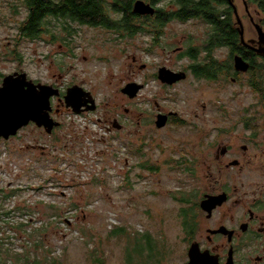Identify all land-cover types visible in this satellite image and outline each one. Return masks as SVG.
Segmentation results:
<instances>
[{
	"label": "rangeland",
	"instance_id": "374dc122",
	"mask_svg": "<svg viewBox=\"0 0 264 264\" xmlns=\"http://www.w3.org/2000/svg\"><path fill=\"white\" fill-rule=\"evenodd\" d=\"M243 1L236 4L244 13ZM15 3L0 0V20L5 21H0V49L9 54L18 43L22 59L0 57V86L4 75L21 66L33 80L42 82H57L63 75L64 80L85 82L96 94L101 118L106 108L131 107L122 89L134 72L137 80L145 79L147 71L140 69L143 65L156 69L166 63L180 68L188 63L176 64L174 54L168 59V52L185 46L180 37L173 38L175 33L193 36L192 44L202 45L204 26L199 22L175 23L162 34L154 19H136L135 24L146 33L124 41L115 40L117 32L89 27L80 30L73 25L79 31L75 38L79 57L44 59L49 52L60 50L59 43L49 45L21 37L17 22L26 21L28 9L24 7L21 15L11 18L10 5ZM252 13L256 17L255 8ZM108 17L122 16L109 10ZM150 49L152 52L146 51ZM226 52L228 57V50L217 53L222 56ZM164 92L158 83L149 84L134 104L133 125L117 135L115 142L100 124H87L79 118L77 129L66 128L71 133L67 143L41 137L33 127L20 137L0 139V242L4 240L0 264L28 263V256L57 258L60 264H127L128 237L137 232L149 233L160 249L166 247L163 264H182L187 259L183 214L189 207L182 201L202 197L210 177L221 179L208 165L215 158L216 140L227 141L224 136L220 140L217 133L219 127H227V115L264 116V101L259 107L262 99L249 87L193 79L170 91L165 104L168 111L179 112L186 124L156 131L148 124L147 114L148 110L154 112L155 101L166 99ZM255 105L257 112L251 113ZM69 118L65 116L64 121ZM72 137L79 143L74 149ZM37 142L49 146L45 154L35 148ZM186 159L189 169L180 165ZM22 224L25 231L18 229ZM114 232L119 235L111 237ZM8 251L18 253L20 260Z\"/></svg>",
	"mask_w": 264,
	"mask_h": 264
},
{
	"label": "flooded vegetation",
	"instance_id": "af4514ba",
	"mask_svg": "<svg viewBox=\"0 0 264 264\" xmlns=\"http://www.w3.org/2000/svg\"><path fill=\"white\" fill-rule=\"evenodd\" d=\"M12 1L17 2L10 5L12 13L14 14L11 18H14L15 16L21 15V9L26 7L24 2L27 0ZM51 1L54 5H59L61 1L64 2L65 0ZM97 1H105L104 10L107 11V15L109 10L114 12L113 7L115 6L116 0ZM137 1L133 0V9ZM142 1L153 6L156 9V14L154 16L139 15L137 19H144L146 22L154 19L156 25L160 22V26H158L162 34H166L165 30L175 23L184 26L191 22H199L204 26L202 45L200 46L192 44L193 36L184 35L182 32L173 35V38L176 40L180 37V43H185V46L179 47L172 52L167 51L170 54L168 55V59L170 60L171 54H174L177 57L176 64L179 62L182 63L184 60L188 63L181 65L180 68L166 63L160 64L156 69L151 68L148 64L143 65L140 69L147 71L145 79L137 80L134 72L132 80L122 89L123 95L129 99L131 107L123 108L115 105L111 108H106L103 118L97 115L101 110V106L96 98V94L88 89L85 82L64 80L63 75L59 78L60 81H53L52 83L33 80L21 66L13 73L4 75L3 82L7 76L14 75L18 79L19 74L26 73L28 79L32 80L35 84L51 86L54 90H57L58 94L50 98V109L47 112L49 113L50 119L57 123L58 126L52 132H48L45 127H40L36 122H31L28 126L22 128L15 137H20V134L24 130L33 127L40 132L41 137L53 138L55 141L59 140V142L67 143L68 141L66 139L70 137L71 133L66 128L73 130L75 127L77 129L78 122L76 118H79L87 124H100L101 129L109 136L110 140L115 142L118 138L117 135H121L128 129L129 125H133L135 121L134 104L140 100L141 93L147 90L151 82L158 83L166 95V99H160V102H154V112L150 113L148 110V124L150 123L156 131L186 124V121L182 119L179 112L168 111L165 104L167 103L170 91L177 90L181 85L193 79L199 82H211L217 85H222L227 82L244 88L249 87L255 95L262 99L259 107L263 105L264 12L259 4H253L249 0H244L245 12L243 13L241 6H237L236 4L237 0H233L240 20L242 21V26L239 24V19L234 8L228 0H226L228 4L211 2L208 7L203 5L202 8L218 10V17L220 16L222 19L227 18V10L232 12L233 27L239 39L237 48L234 50L233 46H212V42L215 40L217 34V28L214 21L209 20L205 16V13L186 19L172 17L171 19L158 22L159 11L164 12L167 16L178 14L182 10L180 0H160L157 4H153L152 0ZM194 1L200 2L201 0ZM195 6L192 5L194 10H196ZM253 8H255L256 17L252 13ZM0 21L5 22L4 19ZM24 22H17L20 25L19 33L21 37L23 35L21 28ZM119 22L120 20L118 19H110L107 25H102L101 23L98 25H90L73 21L69 18L66 19L61 15H47L41 22H38L37 36L32 40L34 42L42 41L49 45L59 43L60 50L58 52H49L48 55H44V59H75L79 57L77 52L78 44L75 43V38L79 31L74 29L73 25H77L80 30L89 27L91 29L104 28L115 33L117 32L118 36L115 38L116 41H124L128 37L145 32L143 29L138 28L139 26L136 24L133 25L135 29L128 32L122 29L120 24L118 25ZM143 27L145 29V26ZM242 33H244L245 42L242 39ZM46 36L48 37L46 38ZM15 46V51L9 54L4 49H2L4 52L0 49V57L11 55L16 60H21L22 56L17 51L18 43H15ZM221 49L228 50V57L227 52L222 54V56L218 55L217 52ZM146 51L149 53L152 52L151 49ZM236 58H241L248 65L247 71H242L237 68ZM85 59L87 58L85 57ZM134 61L136 62L137 60L134 59ZM163 70L180 74L182 79L170 84L162 77ZM165 79H167L166 75ZM130 85L140 87L135 97H131L125 92ZM70 92L72 97L71 105L67 102V96ZM254 107H257V105L253 106V109H250L251 113L257 112V109ZM76 109L80 113H76ZM243 112L247 113L246 109ZM65 116L68 118L71 116L69 118L70 120L67 121L65 119L64 121ZM161 116L167 117V123L164 127L159 128L158 122ZM229 116L227 115V127H219L217 131L219 139L221 140L224 136L223 138L227 141L222 142L216 140L215 144H213L216 149L215 158L208 165L210 171H217L221 174V179L219 180L211 175L212 177H210L206 192H204L202 197H197L195 203L191 204L192 206L189 205L187 219L190 220V225H188V229L185 228L187 259L182 264H188L190 262V251L193 247L196 248L197 255L202 258L203 264H264V116L253 114L238 117ZM241 127L246 130L240 132L239 129ZM133 134L134 132H131V135ZM73 141L76 142L72 137L70 142L73 144L74 149L79 143ZM203 146H206V143H203ZM48 147L41 146L40 142H37V145H35V148L42 150L43 154L47 152L46 148ZM117 149L115 147L116 151ZM195 164L197 167L196 162ZM193 168L196 169L194 163ZM206 200L210 201V204L206 205V209H204L202 203Z\"/></svg>",
	"mask_w": 264,
	"mask_h": 264
},
{
	"label": "trees",
	"instance_id": "16d2710c",
	"mask_svg": "<svg viewBox=\"0 0 264 264\" xmlns=\"http://www.w3.org/2000/svg\"><path fill=\"white\" fill-rule=\"evenodd\" d=\"M249 1L253 4H259L260 8L264 12V0ZM158 2H160V0H152L153 4H157ZM211 2L228 4V1L226 2V0H201L200 2H195L194 0H180L182 10L178 14L169 16L165 15L164 12L159 11L158 22L171 19L172 17L186 19L188 17H195L205 13V16L209 20L214 21L217 28V34L215 36V40L212 42V46L220 47L222 45H227L233 46L234 50H236L235 48H237L239 39L233 27L232 12L227 10V18L222 19L220 16L218 17V10L205 7L202 8L203 5L208 7ZM104 4L105 1L100 2L97 0H65L64 2L61 1L59 5H54L51 0H27L24 2V5L29 11V16L21 28L22 34L29 39H33L37 36L36 32L38 29V22H41L47 15H61L66 19L69 18L83 24L98 25L101 23L102 25H107L110 19L107 15V11L104 10ZM132 4L133 0H116L115 6L113 7L114 12L118 13L119 16H122L118 19L120 20L118 25L120 24L122 26L121 28L127 30L128 32L135 29L133 28V25L135 24V20L139 18V15L133 13ZM192 5H196V10H194ZM158 25L155 24V27L159 28L160 25ZM176 165L178 167V162H176ZM180 165L185 169L190 167L187 159ZM182 202L184 205L189 207V205L195 203V198H184ZM184 211V227L188 229V225H190V220L187 219V215L189 214L188 209H185ZM1 220L2 219L0 217V224ZM18 229L25 231V225H20ZM118 235L119 234L115 232L111 233V237H116ZM128 239L130 244L128 245L129 253L127 264H163L164 260L167 258L168 252L166 247L162 246V249H160L158 243L149 233L141 234L137 232L136 236H129ZM39 243L40 242H38V244ZM0 244L4 246L3 239ZM8 254L12 258L20 260V255L18 253L9 252ZM26 261L29 262L24 264H60V259L47 256H45L43 260H39L38 258L32 259L28 256Z\"/></svg>",
	"mask_w": 264,
	"mask_h": 264
},
{
	"label": "water",
	"instance_id": "95a60500",
	"mask_svg": "<svg viewBox=\"0 0 264 264\" xmlns=\"http://www.w3.org/2000/svg\"><path fill=\"white\" fill-rule=\"evenodd\" d=\"M228 1L233 6L239 19V24L242 26L234 1ZM133 13L142 16H154L156 9L142 0H138L134 6ZM242 36L244 41V33H242ZM236 65L239 70L247 71L248 69V65L241 58H236ZM165 75L167 79H165ZM18 76V79L14 75L7 76L0 87V139L9 140L11 137L17 136L18 132L31 122H36L38 126L45 127L48 132H52L58 126L57 123L50 119L47 112L50 109V98L58 94V91L51 86L35 84L28 79L26 73ZM162 77L170 84L182 79L180 74H175L168 70L162 71ZM139 90L140 87L130 85L125 92L131 97H135ZM67 102L71 105V92L67 96ZM75 112L80 113L78 109ZM166 123L167 117L161 116L158 127L162 128ZM209 204L210 201L206 200L202 203V207L206 209V205ZM188 264H203L202 258L197 255V250L194 247L190 251V262Z\"/></svg>",
	"mask_w": 264,
	"mask_h": 264
}]
</instances>
